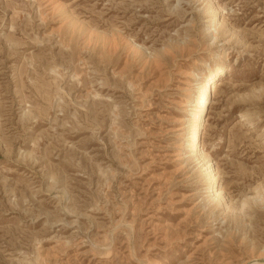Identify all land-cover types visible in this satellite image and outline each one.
<instances>
[{
    "label": "rangeland",
    "instance_id": "374dc122",
    "mask_svg": "<svg viewBox=\"0 0 264 264\" xmlns=\"http://www.w3.org/2000/svg\"><path fill=\"white\" fill-rule=\"evenodd\" d=\"M219 65L198 139L214 209L180 128ZM261 252L264 0H0V264Z\"/></svg>",
    "mask_w": 264,
    "mask_h": 264
},
{
    "label": "bare ground",
    "instance_id": "6f19581e",
    "mask_svg": "<svg viewBox=\"0 0 264 264\" xmlns=\"http://www.w3.org/2000/svg\"><path fill=\"white\" fill-rule=\"evenodd\" d=\"M214 15L215 14H213L212 16L214 17ZM213 20L214 19H211L210 22H213ZM224 72H225L224 66L219 65L216 68H214L212 71H210L207 76L200 78V81H198L196 88L197 96L193 97V102L195 103V105L193 111L191 109L192 112L189 114V117L190 115L191 117L182 120L183 125L185 122L189 120L192 122L191 129L189 131H186L187 136H185V139L182 142V145L184 146L182 149L187 148L185 150L192 152V155L195 156V159L201 157L202 160L204 161L203 163L204 176L206 177L207 181H210L209 186L207 187V193H208L207 201L209 206L213 207L214 209H216L219 206L226 207V200L222 189L218 188V181L216 174L213 171L212 164L210 163V161L205 160L203 152L199 149L198 139L202 132V127H203L202 119L207 109L208 100L210 98L212 88L215 87L214 84L219 79V77L224 74ZM185 127L186 126L184 125L180 129L184 130ZM252 261L253 260H251L250 262L248 261L245 264H264V252L260 253L258 258L254 260L255 262Z\"/></svg>",
    "mask_w": 264,
    "mask_h": 264
}]
</instances>
